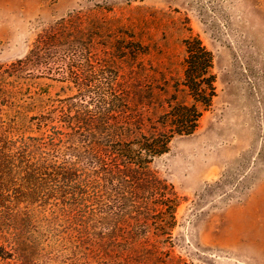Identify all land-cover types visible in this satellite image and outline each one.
Masks as SVG:
<instances>
[{
    "label": "trees",
    "instance_id": "trees-1",
    "mask_svg": "<svg viewBox=\"0 0 264 264\" xmlns=\"http://www.w3.org/2000/svg\"><path fill=\"white\" fill-rule=\"evenodd\" d=\"M106 31L103 20L70 12L16 63L56 75L75 94L36 98L25 128L0 122V264H57L39 247L51 237L68 253L61 264H166L160 244L175 223L178 195L150 164L174 137L192 134L210 105L212 54L196 35L184 38L181 85L190 102H179L178 82L158 102L165 86L137 60L143 46L114 34L119 61L108 50L112 39L97 40L111 37ZM97 43L106 50L93 58Z\"/></svg>",
    "mask_w": 264,
    "mask_h": 264
},
{
    "label": "rangeland",
    "instance_id": "rangeland-1",
    "mask_svg": "<svg viewBox=\"0 0 264 264\" xmlns=\"http://www.w3.org/2000/svg\"><path fill=\"white\" fill-rule=\"evenodd\" d=\"M75 11L104 21L111 37L96 39H112L108 50L119 61L114 34L143 46L137 60L154 69L155 86H165L156 90L158 102L175 93L176 82L179 102H190L181 85L184 38L196 35L211 52L210 105L192 134L174 137L150 164L178 195L160 248L166 264H264V0H0L1 124L25 128L36 98L75 94L56 75L16 64L38 33ZM103 50L97 43L91 56ZM104 76L93 74L100 84ZM43 241V260L68 262L55 237Z\"/></svg>",
    "mask_w": 264,
    "mask_h": 264
}]
</instances>
